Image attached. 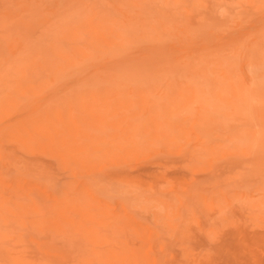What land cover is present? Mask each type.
Masks as SVG:
<instances>
[{"label":"rangeland","instance_id":"1","mask_svg":"<svg viewBox=\"0 0 264 264\" xmlns=\"http://www.w3.org/2000/svg\"><path fill=\"white\" fill-rule=\"evenodd\" d=\"M0 264H264V0H0Z\"/></svg>","mask_w":264,"mask_h":264}]
</instances>
